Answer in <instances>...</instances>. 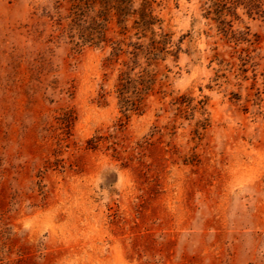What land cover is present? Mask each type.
<instances>
[{
    "label": "rangeland",
    "instance_id": "obj_1",
    "mask_svg": "<svg viewBox=\"0 0 264 264\" xmlns=\"http://www.w3.org/2000/svg\"><path fill=\"white\" fill-rule=\"evenodd\" d=\"M0 0V264H264V0Z\"/></svg>",
    "mask_w": 264,
    "mask_h": 264
},
{
    "label": "trees",
    "instance_id": "obj_2",
    "mask_svg": "<svg viewBox=\"0 0 264 264\" xmlns=\"http://www.w3.org/2000/svg\"><path fill=\"white\" fill-rule=\"evenodd\" d=\"M260 0H249V7H250V11L253 10H261V3H259ZM262 11V10H261Z\"/></svg>",
    "mask_w": 264,
    "mask_h": 264
}]
</instances>
